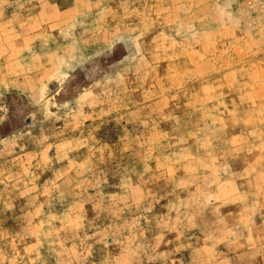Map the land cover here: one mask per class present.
Wrapping results in <instances>:
<instances>
[{
    "label": "rangeland",
    "instance_id": "374dc122",
    "mask_svg": "<svg viewBox=\"0 0 264 264\" xmlns=\"http://www.w3.org/2000/svg\"><path fill=\"white\" fill-rule=\"evenodd\" d=\"M0 264H264V0H0Z\"/></svg>",
    "mask_w": 264,
    "mask_h": 264
}]
</instances>
